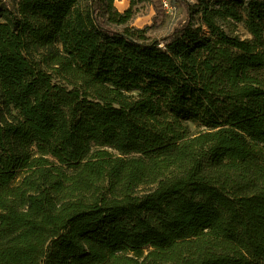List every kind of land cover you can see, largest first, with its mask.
I'll use <instances>...</instances> for the list:
<instances>
[{"label": "trees", "instance_id": "trees-1", "mask_svg": "<svg viewBox=\"0 0 264 264\" xmlns=\"http://www.w3.org/2000/svg\"><path fill=\"white\" fill-rule=\"evenodd\" d=\"M129 1L0 0V264H264V0Z\"/></svg>", "mask_w": 264, "mask_h": 264}, {"label": "rangeland", "instance_id": "rangeland-1", "mask_svg": "<svg viewBox=\"0 0 264 264\" xmlns=\"http://www.w3.org/2000/svg\"><path fill=\"white\" fill-rule=\"evenodd\" d=\"M169 1V0H168ZM192 3L197 0H187ZM130 4L129 0H114V6L118 11L125 10ZM171 8L163 7L161 0H136L133 6L135 12L131 25L142 27L144 25L152 24L149 33L154 36H160L166 33L170 28L181 25L186 19L185 7L179 4H171ZM234 33L239 34L242 38L249 37L246 31L239 25L234 29ZM192 131H196L198 127L190 124Z\"/></svg>", "mask_w": 264, "mask_h": 264}, {"label": "built area", "instance_id": "built-area-1", "mask_svg": "<svg viewBox=\"0 0 264 264\" xmlns=\"http://www.w3.org/2000/svg\"><path fill=\"white\" fill-rule=\"evenodd\" d=\"M161 2H162V5H163L164 8H166V9H170L171 8L168 0H161Z\"/></svg>", "mask_w": 264, "mask_h": 264}]
</instances>
